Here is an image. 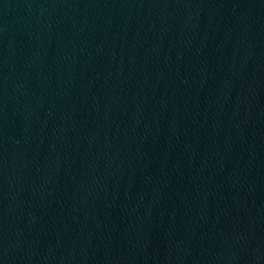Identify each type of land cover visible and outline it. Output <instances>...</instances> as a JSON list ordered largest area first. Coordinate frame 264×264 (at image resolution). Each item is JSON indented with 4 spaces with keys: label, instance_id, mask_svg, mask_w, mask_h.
<instances>
[{
    "label": "water",
    "instance_id": "water-1",
    "mask_svg": "<svg viewBox=\"0 0 264 264\" xmlns=\"http://www.w3.org/2000/svg\"><path fill=\"white\" fill-rule=\"evenodd\" d=\"M0 264H264V0H0Z\"/></svg>",
    "mask_w": 264,
    "mask_h": 264
}]
</instances>
